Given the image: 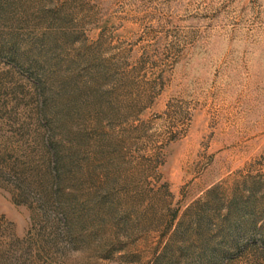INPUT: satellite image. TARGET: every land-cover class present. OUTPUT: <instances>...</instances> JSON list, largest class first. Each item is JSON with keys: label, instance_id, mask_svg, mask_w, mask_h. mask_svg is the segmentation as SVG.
I'll return each mask as SVG.
<instances>
[{"label": "rangeland", "instance_id": "374dc122", "mask_svg": "<svg viewBox=\"0 0 264 264\" xmlns=\"http://www.w3.org/2000/svg\"><path fill=\"white\" fill-rule=\"evenodd\" d=\"M81 261L264 264V0H0V264Z\"/></svg>", "mask_w": 264, "mask_h": 264}, {"label": "clouds", "instance_id": "9594fccd", "mask_svg": "<svg viewBox=\"0 0 264 264\" xmlns=\"http://www.w3.org/2000/svg\"><path fill=\"white\" fill-rule=\"evenodd\" d=\"M73 255L75 256V257H83V253L81 252V251H79V250H77V251H75L74 253H73ZM81 264H82V261H81Z\"/></svg>", "mask_w": 264, "mask_h": 264}]
</instances>
